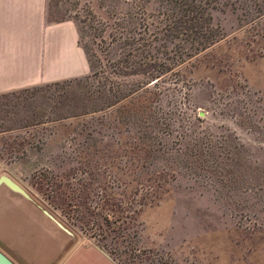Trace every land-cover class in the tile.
I'll list each match as a JSON object with an SVG mask.
<instances>
[{
	"label": "rangeland",
	"instance_id": "obj_1",
	"mask_svg": "<svg viewBox=\"0 0 264 264\" xmlns=\"http://www.w3.org/2000/svg\"><path fill=\"white\" fill-rule=\"evenodd\" d=\"M144 1L48 0L92 69L0 95V177L121 264H264V0H213L224 38L177 68Z\"/></svg>",
	"mask_w": 264,
	"mask_h": 264
},
{
	"label": "crops",
	"instance_id": "obj_2",
	"mask_svg": "<svg viewBox=\"0 0 264 264\" xmlns=\"http://www.w3.org/2000/svg\"><path fill=\"white\" fill-rule=\"evenodd\" d=\"M47 9L48 0H0V95L89 74L76 24L49 22ZM7 188L0 187V251L14 264H121L96 244L65 238Z\"/></svg>",
	"mask_w": 264,
	"mask_h": 264
},
{
	"label": "trees",
	"instance_id": "obj_3",
	"mask_svg": "<svg viewBox=\"0 0 264 264\" xmlns=\"http://www.w3.org/2000/svg\"><path fill=\"white\" fill-rule=\"evenodd\" d=\"M151 2H158L164 7L165 11L163 16L166 17L167 24L163 31H165L166 39H175L183 42V45H180L176 51L178 52V65H176V68L184 64L187 60L213 47L224 38L219 27L213 25L211 14V11L215 9L213 0H148L144 1V4L147 6ZM261 10H263V7ZM126 15L130 16V12H127ZM150 29V26H146L144 28L145 33L150 31ZM153 34L151 33L150 36L152 37ZM151 37L142 39L144 42L143 51L147 55L145 57L146 61L143 63L145 67L144 73L142 74L143 85L155 81V84H157L159 82L158 79L163 74L161 72L157 73L155 70L156 61L151 49L156 47ZM90 68L92 69L91 63ZM165 70L169 69H164L162 72H165Z\"/></svg>",
	"mask_w": 264,
	"mask_h": 264
},
{
	"label": "water",
	"instance_id": "obj_4",
	"mask_svg": "<svg viewBox=\"0 0 264 264\" xmlns=\"http://www.w3.org/2000/svg\"><path fill=\"white\" fill-rule=\"evenodd\" d=\"M2 185H6L11 190H13V191L23 195L24 197L30 199V196L26 193L25 190H23L17 183H15L13 180L9 179L6 176L0 177V187ZM59 225H60V227H63L61 224H59ZM0 264H14V263L0 251Z\"/></svg>",
	"mask_w": 264,
	"mask_h": 264
}]
</instances>
